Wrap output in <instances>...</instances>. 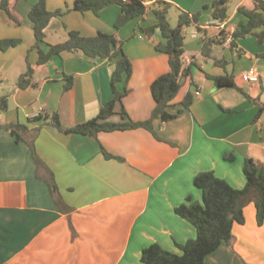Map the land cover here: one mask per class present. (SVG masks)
Listing matches in <instances>:
<instances>
[{
	"label": "crops",
	"instance_id": "1",
	"mask_svg": "<svg viewBox=\"0 0 264 264\" xmlns=\"http://www.w3.org/2000/svg\"><path fill=\"white\" fill-rule=\"evenodd\" d=\"M38 2L10 0L21 25L0 12V98L8 96L9 104L6 112H0V122L8 127L0 132V264H144L143 250L153 244L181 254L176 243L195 239L197 230L175 209L203 202L196 176L212 171L243 189L245 161L264 164V113L260 114L264 43L255 36L232 37L245 21L239 9H253L254 0H229L224 24L213 19L212 0L162 1L171 5L173 27L178 25L179 11L199 16L198 24L185 31L183 62L190 74L182 79L169 108L179 114L166 123L154 120L155 133L139 128L100 132L97 138L61 133L51 126L38 131L42 121H31L57 113L64 126L73 127L97 117L113 99L108 59L75 51L39 63L29 17ZM75 2L47 0L49 11L65 14L51 20L41 49L48 52L51 45L66 42L70 31L85 37L115 34L124 42L133 69L123 106L133 121L150 120L156 106L151 86L170 71L169 56L156 51L163 40L160 30L152 37L144 32L157 24L153 9L159 2L146 5L144 17L121 29L116 28L121 6H108L99 14L81 13L74 9ZM222 32L228 35L224 43ZM4 39L21 43L3 51ZM205 46L209 56L204 55ZM29 65L31 84L19 88ZM252 69L260 75L258 84L242 80ZM70 76L73 86L66 89ZM209 76L231 77L236 87H220ZM118 87L123 90L125 84ZM189 93L194 102L180 113ZM110 121L121 122V117L114 115ZM11 124L27 129L18 131ZM27 140L34 141L39 157L54 174L70 213L61 212L48 183L38 176ZM101 146L121 159L106 158ZM244 213L246 224H235L231 244L222 245L204 264H264V225L257 223L254 201Z\"/></svg>",
	"mask_w": 264,
	"mask_h": 264
},
{
	"label": "trees",
	"instance_id": "2",
	"mask_svg": "<svg viewBox=\"0 0 264 264\" xmlns=\"http://www.w3.org/2000/svg\"><path fill=\"white\" fill-rule=\"evenodd\" d=\"M212 1L213 19L217 22L227 21L229 0ZM114 4L122 8V13L116 23L117 29H121L130 21L144 17L148 11V7L142 0H76L74 9L81 13L93 12L99 14L104 8ZM170 10V4L159 2V6L153 9L157 24L144 29L149 37L160 30L163 40L156 45V51L169 56L170 71L157 78L151 86L152 95L156 101L151 119L144 122H135L123 106L124 98L130 93L127 83L133 73L131 60L124 51V42L119 40L115 34L99 33L94 37H85L78 31H70L69 39L66 42L51 45L48 52H45L41 49V45L47 37L46 29L53 18L62 17L65 12L62 10L51 12L48 10L47 0H39L33 6L29 15L35 32L36 44L34 49L39 52V63L46 64L54 56L75 51H82L87 57L93 59H108L113 68L111 74L113 99L101 108L97 117L73 127L64 126L57 113L45 118L35 117L31 119L32 122L42 121L37 130L39 131L44 126H51L61 133L80 134L97 138L100 132L127 131L139 128L155 133L154 120L159 119L166 123L177 118L179 113L172 114L169 108L182 87V79L190 74V70L184 68L183 62L186 52L185 31L187 28L198 24L199 16L179 11L178 25L173 27ZM1 11L6 12L17 25H21L20 19L11 9L10 0L0 2ZM239 12L245 17V21L239 24L232 37L241 39L255 36L260 44L264 43V0H254L253 9L241 7ZM258 30L262 31L258 32ZM227 38L228 35L222 32L220 42L224 43ZM20 43V39H4L1 41V49L7 51L10 48L17 47ZM204 55H210L207 46L204 48ZM218 64L221 63L218 62ZM32 75L33 70L29 65L27 72L18 82V87L26 88L29 86ZM209 78L216 81L220 87H236L231 77L209 76ZM73 82V77H67L66 89H70ZM120 83L125 84L123 90L118 87ZM193 102L194 97L189 93L182 103L183 108L179 112L181 113L184 108H190ZM118 106H121L120 111H117ZM8 108V96L1 97L0 112H6ZM261 113H264V105L261 107ZM117 114L121 117V122H111L110 118ZM6 128L8 127L0 122V132ZM12 133L21 137L16 130H12ZM27 142L33 152L38 176L48 183L55 203L61 212L64 214L70 213L71 208L58 193L54 174L39 157L34 141L27 140ZM101 150L108 159L118 158L110 154L103 146H101ZM243 169L247 180L243 189L234 188L212 171L199 173L195 178V186L202 191L203 202H189L175 209L178 216L187 220L196 228L197 237L184 244L176 243L181 254L170 252L159 244H153L143 250L142 262L144 264H204L206 258L222 245L231 244L234 226L235 224H246L244 208L252 201L256 205L257 223L259 226H263L264 164L249 158L245 161Z\"/></svg>",
	"mask_w": 264,
	"mask_h": 264
},
{
	"label": "built area",
	"instance_id": "3",
	"mask_svg": "<svg viewBox=\"0 0 264 264\" xmlns=\"http://www.w3.org/2000/svg\"><path fill=\"white\" fill-rule=\"evenodd\" d=\"M125 1H127V0H125ZM161 1H164V0H143V3L145 5H148L150 3H156V2H161ZM222 23L224 24V22H222ZM242 80L245 83L258 84L260 81V75L256 69H252V70H250V71H248L242 75ZM196 94L200 95L199 92H197Z\"/></svg>",
	"mask_w": 264,
	"mask_h": 264
},
{
	"label": "water",
	"instance_id": "4",
	"mask_svg": "<svg viewBox=\"0 0 264 264\" xmlns=\"http://www.w3.org/2000/svg\"><path fill=\"white\" fill-rule=\"evenodd\" d=\"M10 128L16 129V130L22 131V132L26 131V129H27V127H25L23 125H17V124H11Z\"/></svg>",
	"mask_w": 264,
	"mask_h": 264
},
{
	"label": "rangeland",
	"instance_id": "5",
	"mask_svg": "<svg viewBox=\"0 0 264 264\" xmlns=\"http://www.w3.org/2000/svg\"><path fill=\"white\" fill-rule=\"evenodd\" d=\"M175 26H177V23H175ZM187 29H189V28H187Z\"/></svg>",
	"mask_w": 264,
	"mask_h": 264
}]
</instances>
